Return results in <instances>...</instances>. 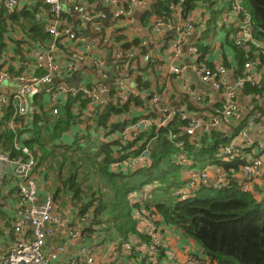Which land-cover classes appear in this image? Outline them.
<instances>
[{
    "label": "trees",
    "instance_id": "obj_1",
    "mask_svg": "<svg viewBox=\"0 0 264 264\" xmlns=\"http://www.w3.org/2000/svg\"><path fill=\"white\" fill-rule=\"evenodd\" d=\"M236 1L240 7L236 16L232 14L234 0L231 6L227 1L221 5L225 13V8L229 7L228 12L236 22L229 29L224 28L225 24L217 26L222 10H218L221 7L215 0H152L150 10H146L143 19L153 15L155 21L169 20L173 14L171 6L182 8L186 17L202 8L209 17L202 35L206 37L213 29H221L224 35L222 53L224 55L226 49L233 57L231 64L225 59L222 65L225 69L233 65L235 78L239 79L246 76L245 64L257 62L260 66L264 65V0ZM34 3L31 9L25 7L11 14L0 3L1 58L12 52L15 57L10 61L16 59L22 63L34 43L44 48L50 43L44 27L53 16L40 17L39 21H35L42 4L38 1ZM238 24L240 27L245 25L250 36L248 42L237 44L238 40H242L239 35L242 29ZM17 30L24 37L21 43L30 50L22 51L19 46L6 48L5 42L11 40L15 33L20 34ZM121 46L126 51L135 47L141 56L147 53V47H140L138 40L122 43ZM193 47L197 51L195 55H200L199 63L213 70L214 64L204 60L209 47L202 43H195ZM11 72L17 73L13 68ZM133 86L140 94L148 92L146 98L129 96L123 104L113 101L103 109L100 105L89 106L88 100L80 96L67 98L66 102L60 100L53 106L43 92L31 97V113L26 118L15 117V132L1 129L0 122V153L12 159L20 155V151L13 147L14 134L16 131L24 134L26 138L21 146L29 149L36 160L40 169L38 183L51 191L53 199L59 201L63 208L69 205L80 218L90 223V228L85 229L87 234L97 231L103 235L111 230V235L118 239V245L122 242L134 244L136 241L150 245V238L139 229L135 217L143 211L157 228H173L185 240L196 244L203 253L202 260L208 264H264L262 190L255 183L252 190L243 191L232 176L239 173L257 147L243 149L234 162L218 161L223 148L253 115L245 120L242 116L231 135L214 130L218 127L206 133L187 135L185 129L188 122L180 121L176 112L164 127L157 128L154 121L161 116L150 105L151 99L157 96L148 91V83L139 77ZM241 92L258 104L264 100V83H245ZM112 94L111 90L110 98ZM257 104L252 111L258 112ZM76 107L79 108L78 113L77 110L72 111ZM223 107L218 109L223 110ZM135 108L144 113L137 114ZM188 108L193 109L191 106ZM53 109H56V114L52 113ZM5 114L2 120L8 123L14 114L12 105L5 110ZM138 118L148 119L151 127L143 129L132 140L124 139L123 131L140 120ZM75 125L83 127V130L73 129L71 134ZM178 141L182 142L181 147H176ZM142 154H145L142 165L135 169L126 167L127 162ZM181 158L186 159L188 164L178 165L177 161ZM206 166L220 167L229 176V185L214 189L211 184L198 183L189 199L179 201L176 196L187 181ZM229 170H233L232 175ZM8 183L4 181V185ZM132 252L135 254L133 263L151 264V257L140 255L135 249ZM156 254V264H161L164 258L161 246H156Z\"/></svg>",
    "mask_w": 264,
    "mask_h": 264
},
{
    "label": "built area",
    "instance_id": "obj_2",
    "mask_svg": "<svg viewBox=\"0 0 264 264\" xmlns=\"http://www.w3.org/2000/svg\"><path fill=\"white\" fill-rule=\"evenodd\" d=\"M4 8L8 13H14L16 10L23 8H33L35 6L34 0H0ZM42 4V8L36 13L35 21H39L40 17H50L53 19L49 21V24L44 27L45 33L51 38L49 44L41 47L38 43H34L33 47L26 56L28 58L20 63L18 60H7L0 57V84L13 80L17 85L13 87L4 88L0 92V122L2 124L1 129H8L15 132L17 121L15 117L26 118L30 114V98L35 97L41 91H43L51 102V105H56L62 99L80 96L83 99L88 100V105H100L101 109L107 106L110 102H118L123 104L129 96L143 97L146 95H140L135 92H124V83L122 79H117L113 82L107 83L105 81L106 75L103 70L104 61L96 59L92 61L95 74L100 78L94 83H87L81 87H70L68 83H60L54 86L53 80L58 77L59 79H65L72 73L76 72L79 65L84 60L92 55L93 48L95 47L90 41L86 39V36L82 35L78 30L86 29L93 21L102 22L103 16L99 13H91L88 9L83 7L78 0H39ZM117 3L116 0H106L105 4ZM145 2L143 0H129L128 4L124 8H120L115 16H121L126 19H130L133 16L135 8H144ZM170 9L173 14L169 20L157 19L154 22V29L156 31L173 30L177 37L172 47L174 52L172 57L179 59V45L187 35L193 31V23L186 17L182 8L178 6H171ZM149 10V9H148ZM232 14L238 15L240 7L238 2L234 0L232 3ZM69 15H76L78 17V30L72 28H62L61 19L66 18ZM174 16H177L175 21ZM103 24L98 26L101 29ZM239 28L242 29L239 35L242 40H238L237 44L241 42H248L250 36L244 28V24ZM72 43V51L69 55V60L64 57L59 61L56 60L58 50L65 54L63 48H59V45L63 43ZM73 45H75L73 47ZM146 46V42L142 41L140 47ZM193 55L196 54V49L191 48ZM130 56V54H129ZM195 57V56H194ZM148 61V57H145ZM260 65L255 63H247L244 66L246 76L239 78L235 81V84L230 85L228 78V72L223 65H217L213 70L206 68L205 66L198 64L195 65V71L200 78V81L204 84L210 85L216 91L220 92L224 99L223 110L216 108L212 113L208 115H200L194 117L186 114L184 111H169L167 108L162 107L160 99L153 97L150 101V105L160 115L161 118L156 120V127H164L171 119L172 115L178 113L180 121H187L188 125L185 129L187 135H196L200 133L209 132L212 128H217L226 119L234 118L236 121H240L242 118L240 108L237 102V90L241 89L245 83L255 84V71L254 69ZM264 71V65L260 66ZM16 70L17 73L13 74L11 69ZM42 71V73H37ZM183 71L182 68H173L172 72L180 74ZM43 90H41L42 88ZM113 91L112 97H109V92ZM13 106V116L8 123L3 122L5 110L10 106ZM77 110V112H76ZM72 111L78 113L79 108H73ZM56 109H53L52 113L56 114ZM163 115V116H162ZM257 115L254 114L250 121L245 124L232 141L223 148L222 156L224 157L223 163H231L235 161V158L241 155L243 149L253 147V143H241L239 140H245L248 135V129L254 124ZM151 122L148 119H140L128 126L122 133V137L126 140H132L138 136L143 129L148 128ZM26 138L24 134H19L17 137L14 134L13 147L20 151V155L16 158H11L9 155L0 153V191L6 188L4 181L8 178H13L14 187L16 192V200L13 203L14 207V239L12 242V249L8 255L1 259L2 264H49L48 258L45 254L44 247L46 240L50 234L56 229V227L68 224V214L65 208L57 209V201L53 199L50 193L40 191L36 175H39V168L36 166V160L32 152L26 147H22L21 144ZM175 141V140H174ZM176 147H181L182 142L175 143ZM262 148V146H258ZM254 153V150L253 152ZM145 154H142L138 158L127 162L126 167L128 169H135L142 165L145 160ZM247 162L241 167L238 174H233V170H229V173L236 178L241 185L243 191L251 189L252 183L257 180L263 173V165L260 159H252V156L247 158ZM221 162V161H220ZM180 166H185L188 161L181 158L177 161ZM211 167H206L200 171L195 172L191 178L187 181L184 190L180 191L177 195L181 200L188 197L189 192H193L198 183L211 184L214 189H221L227 187L230 183V178L225 172H221L220 175L209 183V170ZM41 186V185H40ZM57 205V206H56ZM59 207V206H58ZM76 214L78 212L76 211ZM139 215V214H137ZM145 220H151L148 215H140ZM143 220H140L142 222ZM152 222V220H151ZM153 223V222H152ZM143 231L150 237L151 244L139 243L134 245L133 243H126L124 249L127 252H132L135 248L137 251L142 250L146 256L153 257L156 254V239L151 238L153 227L151 224L147 225L143 223ZM155 227V225H154ZM29 230V232H27ZM77 233H71V237H76ZM186 264H208L203 261L202 258L191 257L185 262ZM66 264H95L93 257L87 254L84 250L81 251L80 258L76 260H70Z\"/></svg>",
    "mask_w": 264,
    "mask_h": 264
},
{
    "label": "crops",
    "instance_id": "obj_3",
    "mask_svg": "<svg viewBox=\"0 0 264 264\" xmlns=\"http://www.w3.org/2000/svg\"><path fill=\"white\" fill-rule=\"evenodd\" d=\"M34 1L39 2V0ZM116 1V4H105V0H78V3L88 9L89 12L95 14L99 13L100 16H103L101 19V23L103 24L101 29H98L101 23L94 20L86 29L78 30V17L76 15H69L61 19L62 28H72L82 31L80 33L86 36V39L95 47L93 48L92 55L79 65L76 72L65 79L56 77L52 81L53 84L51 86L60 83H68L70 87H81L87 83H94V81L100 80L92 67V61L101 59L104 61L103 70L105 71V81L107 83H109L107 73L110 69H113L115 74L113 81L118 78L122 79L125 84L124 92H135L137 89L134 88L133 85L139 77L148 83V91L153 92L154 95L160 99L161 103L159 105L170 111L180 110L186 112L188 115L197 117L200 115H208L216 108L223 107L224 99L221 93L210 85L201 82L194 69L195 65L200 64V61H198L200 55H193L191 51L195 43H202L204 46L209 47L204 60L213 63L215 67L217 65H222L225 59L229 64L233 61V57L228 50L224 49V55L222 53L221 41L224 39V35L221 29H213L211 32H208L209 34L206 37L202 35L204 25L209 21V17L202 8H198L189 14L188 18L192 23L194 22L195 29L182 39L178 47L180 52L179 59H174L172 57V53L174 52L172 45L176 42L174 41L177 37L176 33L173 30L156 31L153 28L155 22V17L153 15L147 19H143L146 10H150L152 0H143L145 2L144 8H135L134 14L130 19L115 16V13L120 8H124L129 0ZM215 1L219 4L218 7L224 4L222 0ZM227 2L230 5L232 0H227ZM228 8H225L227 9L226 13L223 7L218 8V10H222L219 22H217L218 27H220L221 24H225L224 28L229 29V27H232L236 23L231 13L229 14ZM174 19L176 21L177 16H174ZM17 31L20 32V34L15 33L11 40L8 39V41L5 42L6 48L19 46L22 48V51H25L26 47L21 43L24 37L21 36V31ZM118 38L119 41L117 40ZM135 40H138L140 43L142 41L146 42L147 53L144 56H141L139 50L135 47L127 51L122 48V43H132ZM71 46L72 43H65V41L62 45H59V48L65 50V54L58 50L56 60L60 62V60L65 57L68 61L69 55L73 49ZM74 46L75 45H73V47ZM26 55L25 58L27 59L28 56ZM146 56L150 58L149 61H146ZM14 57L13 53L10 52L3 56L2 59L11 60ZM233 67L232 65V67H227L226 69L230 85L232 86L235 84L236 79H238L235 78ZM173 68H182L183 71H181L180 74H175L172 72ZM79 78L80 82L78 81ZM255 79L256 83H264L263 74L258 73L256 70ZM5 83L7 84L4 85V88L17 85L13 80ZM4 88L2 90H5ZM41 90H43V88ZM42 92L43 91L40 93ZM44 95L48 98L45 93ZM142 95H146V93ZM140 98L145 99L141 96ZM61 100L66 102L65 99L61 98ZM237 100L241 116H243L244 120L251 118L254 114L257 115L254 124L247 131L248 137L243 141H239L241 143L251 141L254 144L253 146L257 147L254 149V153H252L254 154L252 155V159H260L264 164V100L261 102L259 101L258 112L252 111L250 98L244 96L242 92L238 93ZM190 106L193 107V109L191 108L190 110L188 108ZM243 108L247 109V113H242L241 110H243ZM135 112L140 114L143 111L135 108ZM154 123L156 125L155 121ZM236 123L237 121L234 118H230L222 122L217 129H212L226 135H231L234 133L232 129H234ZM90 127L92 129L95 128L92 126ZM150 127L151 125L148 128ZM73 129L82 131L83 127L75 125L74 128L72 127L71 129V134H73ZM258 146H262L263 148H258ZM221 172L223 171L220 167L211 166L209 170V183H213ZM38 178H40L39 175H36V180H38ZM6 180L9 181V183L5 184L6 188L0 192V264H2L1 259L5 251L12 245L14 239V223L12 220L14 217L15 205L13 203L17 198L13 178H8ZM256 184L260 187L262 192H264V169L262 175L257 179ZM38 186L40 191L50 193L47 191L46 187L40 186V184ZM50 194L52 195V193ZM57 203L59 207L63 209L59 201H57ZM67 203L68 202H66V204ZM65 209L69 211L68 224L66 226L64 224L56 227L46 240L44 251L49 264H66L70 260H76L80 258L82 250L93 257L95 264H135L132 260L135 254L133 252H127L124 249V245L128 242H122L118 245V239L113 237L114 235H111V230L103 233V235L97 231L91 235L89 232L87 234L85 229L90 228V223L85 220V218H80L79 215L76 214V211H74V208L69 207V205H66ZM27 232H29V230ZM71 233H77V236L71 237ZM182 241L187 242L184 238H182ZM190 244L192 250L199 252L197 256L194 254V257L203 258V253L198 246L192 242ZM134 245H139V242L136 241ZM138 253L140 255H145L142 250H139ZM161 264H165L163 259Z\"/></svg>",
    "mask_w": 264,
    "mask_h": 264
},
{
    "label": "rangeland",
    "instance_id": "obj_4",
    "mask_svg": "<svg viewBox=\"0 0 264 264\" xmlns=\"http://www.w3.org/2000/svg\"><path fill=\"white\" fill-rule=\"evenodd\" d=\"M223 1H227V0H223ZM255 70L258 73L264 74V71H263V69L260 66L257 67V68H255L254 71ZM6 84L7 83L0 84V92L5 87L4 85H6ZM239 92H241V89H238L237 90V95H238ZM251 104H252V109H254L256 107V104L257 103H256V101H251ZM31 110H32V106L30 105V113H31ZM175 111H177V110H175ZM241 111H242L243 114L244 113H247V109H244L243 108V110H241ZM171 112H173V111H171ZM16 136L17 137L19 136V132H17V131H16ZM218 161H221V162L224 161V157L222 156L220 158V160H218ZM262 165H263V168H264L263 162H262ZM196 170H198V168H196ZM39 171H40V169H39ZM256 181L257 180H255L252 183L251 190H252L253 184H255ZM48 186H49V183H48ZM48 192L51 193V191H49V190H48ZM261 196H264V192L261 193L260 197ZM143 199L145 200V197H143ZM146 201H149V200H146ZM58 206H59V204H58ZM58 206H57V209H62V208H60ZM140 215H145V214H144L143 211L140 212L139 215L136 214L135 217H137L136 218V220H137V226L139 227V229L141 231H143L144 230L143 229V227H144V224L143 223H146L147 225H149V224L152 225L153 230H152V233L150 235H151V238L154 237L156 239L155 246L158 245L159 247L161 246L163 248V251H164L163 261H164L165 264H186L185 263L186 262L185 261L186 259L193 257L194 254L196 256L199 254V252H197L196 250H192L191 249V244H190L191 241H187V242L186 241H182V238L183 237H182V235H181V233L179 231H177V230H175L173 228H169V227H162V228L161 227H158L157 228L156 226L154 227V224L151 222V220L150 221L149 220H145ZM140 220H143V221L140 222ZM170 229H171V231H170ZM146 233H148V232H146ZM11 249H12V245L10 247H8V249L5 251V254L3 256L4 258L8 255V253L10 252ZM157 257H158V254H155L151 258V260H150L151 264H156V259L155 258H157Z\"/></svg>",
    "mask_w": 264,
    "mask_h": 264
},
{
    "label": "water",
    "instance_id": "obj_5",
    "mask_svg": "<svg viewBox=\"0 0 264 264\" xmlns=\"http://www.w3.org/2000/svg\"><path fill=\"white\" fill-rule=\"evenodd\" d=\"M107 79H108V82H112L114 77H115V74H114V71L113 69H110V71L107 73ZM80 80V78L78 79V81ZM80 82V81H79ZM80 84V83H79ZM78 86V85H77Z\"/></svg>",
    "mask_w": 264,
    "mask_h": 264
},
{
    "label": "clouds",
    "instance_id": "obj_6",
    "mask_svg": "<svg viewBox=\"0 0 264 264\" xmlns=\"http://www.w3.org/2000/svg\"><path fill=\"white\" fill-rule=\"evenodd\" d=\"M182 190H184V189H182ZM182 190H181V191H182ZM193 192H194V191H193ZM193 192H189V194H188V197H187L188 199L190 198V196L192 195V193H193ZM176 197H178V198H179V199H178L179 201H186V200H187V198H186V199H184V200H181V198H180V196H179V195H177Z\"/></svg>",
    "mask_w": 264,
    "mask_h": 264
},
{
    "label": "bare ground",
    "instance_id": "obj_7",
    "mask_svg": "<svg viewBox=\"0 0 264 264\" xmlns=\"http://www.w3.org/2000/svg\"><path fill=\"white\" fill-rule=\"evenodd\" d=\"M106 1V0H105ZM108 78V77H107Z\"/></svg>",
    "mask_w": 264,
    "mask_h": 264
}]
</instances>
